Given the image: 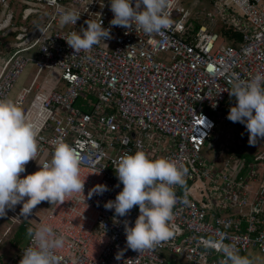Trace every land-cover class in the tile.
Returning a JSON list of instances; mask_svg holds the SVG:
<instances>
[{
    "label": "built area",
    "instance_id": "obj_1",
    "mask_svg": "<svg viewBox=\"0 0 264 264\" xmlns=\"http://www.w3.org/2000/svg\"><path fill=\"white\" fill-rule=\"evenodd\" d=\"M209 2L170 0L171 24L149 36L112 26L110 0H0V99L18 88L14 102L37 133L36 160L21 178L40 169L47 150L41 164L51 160L53 141L82 155L83 194L41 202L30 227L50 224L65 237L60 264H226L221 242L242 256L251 249L264 257V140L250 146L245 125L227 119L236 104L233 79L264 72V0ZM65 10L80 14L75 25L60 24ZM89 19L102 21L111 38L73 56L63 38ZM225 29L239 38L226 39ZM221 39L227 44L215 47ZM28 67L35 74L20 83ZM212 145L216 155L208 158L202 148ZM137 150L188 169L186 184L176 187L174 236L141 253L127 248L124 231L126 220L134 226L138 206L125 217L104 207L123 188L116 162ZM99 184L109 190L89 199ZM34 215L36 207L24 227ZM32 244L28 236L11 264Z\"/></svg>",
    "mask_w": 264,
    "mask_h": 264
},
{
    "label": "clouds",
    "instance_id": "obj_2",
    "mask_svg": "<svg viewBox=\"0 0 264 264\" xmlns=\"http://www.w3.org/2000/svg\"><path fill=\"white\" fill-rule=\"evenodd\" d=\"M169 7L170 0H135L134 7L133 0H110L114 14L110 24L128 29L135 27L149 36L162 34L171 24ZM79 18L76 10H65L59 22L62 26L75 25ZM85 23L87 28L82 27L79 32L73 31L63 38L74 50L73 56L90 53L94 46L111 38L110 29L103 28L102 21L89 19ZM229 95L235 98L236 104L230 108L227 119L245 125L248 143L255 146L264 140V72H257L250 79L234 78ZM36 135L34 125L14 100L0 99V217L6 215V209H12L25 219L36 207L34 216L38 219L42 208L37 205L41 202L61 204L67 196L83 194L82 155L64 141H53L51 160L21 178L25 165L36 160ZM115 172L123 188L115 200H109L104 207L114 209L118 217L127 216L134 206L139 208L133 227L127 220L124 222L127 248L141 253L172 238L176 187L186 184L187 167L167 157L150 158L144 151L137 150L134 154L122 155L116 162ZM108 190L107 185H96L89 191L88 198ZM27 235L33 244L23 251L19 264H60L57 252L65 247L62 234L50 224H41L35 229L28 228ZM219 250L226 257V264H253L252 259L240 255L231 245L221 242ZM121 257L122 252H118L115 259Z\"/></svg>",
    "mask_w": 264,
    "mask_h": 264
},
{
    "label": "rangeland",
    "instance_id": "obj_3",
    "mask_svg": "<svg viewBox=\"0 0 264 264\" xmlns=\"http://www.w3.org/2000/svg\"><path fill=\"white\" fill-rule=\"evenodd\" d=\"M202 1V0H201ZM212 2L213 0H210L208 7H212ZM206 3H203V7L206 8ZM201 7H196L197 13L194 15H200ZM200 21H207L205 17L202 16H196V20ZM17 22V21H16ZM20 22L18 21L17 24ZM87 28V24H80L78 26V29L81 28ZM221 32V31H220ZM13 36L8 37V39H11ZM222 44H227L223 39L218 40L215 47H218ZM33 71V72H32ZM31 74L32 76L35 74L34 67L31 69ZM30 72H26L24 75H26V78L28 77ZM45 71H43L39 77L38 81H41L43 76L45 75ZM29 80V79H28ZM29 82V81H28ZM28 102V99L26 100V104ZM50 152L47 150L41 157L39 161H37L35 165V169H39L41 162L43 159L47 158V155ZM202 153L204 156L208 158H212L216 155V148L215 145L209 146V147H203L202 148ZM222 157H219L217 160V164L220 165ZM43 210V208H42ZM19 213L21 211L19 210ZM25 219L20 218V215L17 212L10 211L9 209H6V215L3 217H0V264H11V262L14 260L17 252L24 246L28 235H27V230L22 228L23 222H25ZM36 217L32 216L29 218L28 227L30 228L33 224V222H36ZM7 228H10V231L6 232ZM242 255V254H240ZM245 256V255H244ZM246 256H248L250 259H252L253 264H264V257L258 253L255 250H248L246 252ZM179 262H183V259L179 257L177 259Z\"/></svg>",
    "mask_w": 264,
    "mask_h": 264
},
{
    "label": "crops",
    "instance_id": "obj_4",
    "mask_svg": "<svg viewBox=\"0 0 264 264\" xmlns=\"http://www.w3.org/2000/svg\"><path fill=\"white\" fill-rule=\"evenodd\" d=\"M26 72H31V67H28L27 70H26ZM27 80H28V79L26 78V75H23V77H21V79H20V83L27 82ZM18 86H20V84H18ZM17 92H18V88L14 89V90L12 91V93L10 94V96H9L8 99L14 100L15 95H16ZM26 199H27V198H26ZM37 207H38V205H37ZM14 208H15V207H14ZM10 211H12V209H11ZM22 228H24V226H22ZM25 228H26V230H28L27 227H25ZM8 231H10V228H7L6 232H8Z\"/></svg>",
    "mask_w": 264,
    "mask_h": 264
},
{
    "label": "trees",
    "instance_id": "obj_5",
    "mask_svg": "<svg viewBox=\"0 0 264 264\" xmlns=\"http://www.w3.org/2000/svg\"><path fill=\"white\" fill-rule=\"evenodd\" d=\"M223 35L228 40H231L233 38H239V36L236 33H232L228 29L227 30L226 29L224 30V34ZM24 229H26V228L24 227Z\"/></svg>",
    "mask_w": 264,
    "mask_h": 264
}]
</instances>
